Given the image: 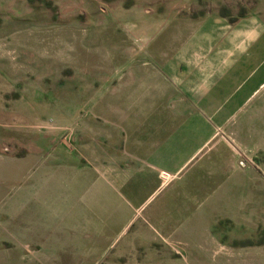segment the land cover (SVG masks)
Returning <instances> with one entry per match:
<instances>
[{
	"label": "rangeland",
	"instance_id": "rangeland-1",
	"mask_svg": "<svg viewBox=\"0 0 264 264\" xmlns=\"http://www.w3.org/2000/svg\"><path fill=\"white\" fill-rule=\"evenodd\" d=\"M183 2L0 0V264H264V146H242L226 132L208 153L211 200L183 201V176L160 174L134 188L127 180L99 202L89 196L83 213L68 212L73 227L57 228L50 241L69 243L19 236L16 210L28 193L20 186L40 163L51 168L56 146H75L76 127L97 103L81 95L132 66L145 14L175 17L172 30L206 15L264 19V0Z\"/></svg>",
	"mask_w": 264,
	"mask_h": 264
},
{
	"label": "crops",
	"instance_id": "crops-1",
	"mask_svg": "<svg viewBox=\"0 0 264 264\" xmlns=\"http://www.w3.org/2000/svg\"><path fill=\"white\" fill-rule=\"evenodd\" d=\"M174 18L145 14L138 36L145 42L132 44V66L96 94L81 95L97 103L76 127L75 146H56L51 168L40 163L20 186L28 191L16 210L23 242L69 243L50 241L57 228L73 227L68 212L83 213L89 196L99 202L127 180L134 188L160 174L183 176V201L203 204L199 195L211 200L217 190L208 153L219 133L245 147L264 146V19L231 23L206 15L172 30Z\"/></svg>",
	"mask_w": 264,
	"mask_h": 264
}]
</instances>
